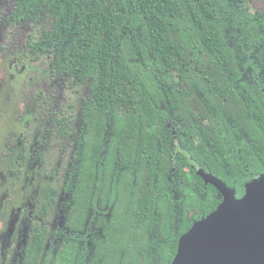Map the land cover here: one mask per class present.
<instances>
[{"label":"trees","instance_id":"16d2710c","mask_svg":"<svg viewBox=\"0 0 264 264\" xmlns=\"http://www.w3.org/2000/svg\"><path fill=\"white\" fill-rule=\"evenodd\" d=\"M13 2L11 25L41 17L51 24L29 51L72 86L89 82L65 178L41 188L44 211L63 195L75 198L77 223L98 213L103 264H172L179 238L220 203L197 171L240 196L249 161L251 175L263 169L264 91L255 86L264 69V5ZM69 128L58 120L60 137ZM45 241L37 230L31 244Z\"/></svg>","mask_w":264,"mask_h":264},{"label":"rangeland","instance_id":"374dc122","mask_svg":"<svg viewBox=\"0 0 264 264\" xmlns=\"http://www.w3.org/2000/svg\"><path fill=\"white\" fill-rule=\"evenodd\" d=\"M256 1L264 5V0ZM252 4L249 0L250 8ZM13 10V0H0V208L3 212L15 200L18 237L32 218L28 204L40 187L62 184L80 131V106L90 93L89 82L72 86L64 75L50 72L49 59L29 51L27 43L36 42L50 22L41 17L11 25ZM61 118L70 124L63 137L57 134Z\"/></svg>","mask_w":264,"mask_h":264},{"label":"flooded vegetation","instance_id":"af4514ba","mask_svg":"<svg viewBox=\"0 0 264 264\" xmlns=\"http://www.w3.org/2000/svg\"><path fill=\"white\" fill-rule=\"evenodd\" d=\"M258 73L259 85L255 88L264 91V69L259 70ZM19 153L22 155V159L25 153L23 151ZM250 163L249 161L247 172L251 180L244 184L243 194L240 196L236 189L215 177L228 188L234 190L237 199L244 195L246 184L264 175V165L262 171L256 175H251ZM16 173H19L18 167ZM42 186L37 192L35 201L31 205L28 204L29 216L32 218L18 237L13 229L17 225L18 217L16 214H19H15V211L12 210L14 209L12 205L16 204L15 200L3 212L2 207L0 208V264H103L105 258L104 255H99V252L105 247L95 243L96 236L100 235L102 231L97 229V232L93 233L96 231L95 225L99 214L94 213L92 216V214L87 213L83 217L84 220L77 223L73 218L76 211L75 198L63 195L55 197L52 206L46 213L42 204L43 198L40 196ZM218 194L221 203L223 198L219 192ZM19 199L22 200V198ZM21 207L19 206L17 210H20ZM37 230L46 234V241L43 246L31 244L32 236ZM37 252L40 253L38 255L32 254Z\"/></svg>","mask_w":264,"mask_h":264},{"label":"water","instance_id":"95a60500","mask_svg":"<svg viewBox=\"0 0 264 264\" xmlns=\"http://www.w3.org/2000/svg\"><path fill=\"white\" fill-rule=\"evenodd\" d=\"M197 175L223 200L179 238L172 264H264V175L239 199L211 174Z\"/></svg>","mask_w":264,"mask_h":264}]
</instances>
